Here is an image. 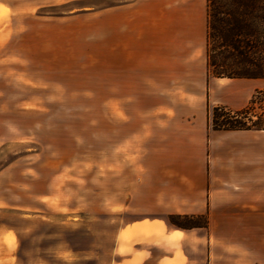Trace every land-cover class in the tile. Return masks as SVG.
Instances as JSON below:
<instances>
[{
	"label": "rangeland",
	"instance_id": "374dc122",
	"mask_svg": "<svg viewBox=\"0 0 264 264\" xmlns=\"http://www.w3.org/2000/svg\"><path fill=\"white\" fill-rule=\"evenodd\" d=\"M130 1L0 0V198L17 207L0 218L19 240L1 264H114L125 195L139 175V117L155 114L161 93L109 83V11ZM251 83L264 90V80ZM247 116L264 121V95ZM216 117L222 125L234 115ZM259 163V233L243 264H264V148ZM196 217L178 222L207 225Z\"/></svg>",
	"mask_w": 264,
	"mask_h": 264
},
{
	"label": "crops",
	"instance_id": "0c3cea01",
	"mask_svg": "<svg viewBox=\"0 0 264 264\" xmlns=\"http://www.w3.org/2000/svg\"><path fill=\"white\" fill-rule=\"evenodd\" d=\"M109 16L111 87H160L162 93L155 96V114L148 110L139 117L142 147L132 166L139 175L125 195L114 264L253 259L264 131L215 130L209 107L246 108L264 91L251 81L264 79L214 77L213 83L208 0H132L115 6ZM8 197L0 198V213L17 208ZM172 215L206 216L208 222L181 228L169 222ZM18 241L0 218V264L18 252Z\"/></svg>",
	"mask_w": 264,
	"mask_h": 264
},
{
	"label": "trees",
	"instance_id": "16d2710c",
	"mask_svg": "<svg viewBox=\"0 0 264 264\" xmlns=\"http://www.w3.org/2000/svg\"><path fill=\"white\" fill-rule=\"evenodd\" d=\"M207 57L209 73L213 77L264 79V0H208ZM261 95H264V91H258L242 110L214 107V129L264 130L261 118L245 117L258 105ZM222 109L231 112L234 117L219 125L216 115ZM201 218L172 215L170 221L178 227L187 228L180 225L178 220ZM205 226L195 224L189 228Z\"/></svg>",
	"mask_w": 264,
	"mask_h": 264
}]
</instances>
